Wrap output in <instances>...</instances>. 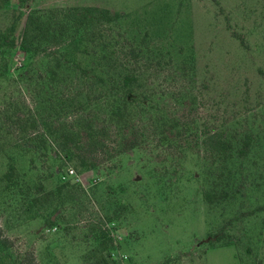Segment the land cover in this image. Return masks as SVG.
<instances>
[{
    "label": "rangeland",
    "instance_id": "1",
    "mask_svg": "<svg viewBox=\"0 0 264 264\" xmlns=\"http://www.w3.org/2000/svg\"><path fill=\"white\" fill-rule=\"evenodd\" d=\"M71 6L117 15L105 29L122 46L123 64L108 73L117 82L119 73L135 69L139 84L127 99L145 106L135 109V129L122 133L108 115L114 88L99 78L94 54L71 55L63 74L70 77L46 120L47 155L8 143L0 150V229L10 242L0 244V264H24L29 251L36 264H257L244 235L261 231L264 215L244 213L264 202V0H0V29L20 11L19 37L29 10ZM130 49L138 55L135 68L124 60ZM37 61L15 48L12 79L0 95H20L36 107L37 92H44ZM162 109L193 125L192 132L169 134L181 148L154 136L151 118ZM90 119L103 146L88 152ZM203 121L253 137L249 156L233 167L240 189L212 206L204 193L213 158L195 131ZM64 129L75 135L65 147ZM9 157L20 174L10 187L1 178Z\"/></svg>",
    "mask_w": 264,
    "mask_h": 264
},
{
    "label": "trees",
    "instance_id": "2",
    "mask_svg": "<svg viewBox=\"0 0 264 264\" xmlns=\"http://www.w3.org/2000/svg\"><path fill=\"white\" fill-rule=\"evenodd\" d=\"M22 15L20 11H14L9 24L0 29V88L5 81L10 82L12 79L9 75L10 55L18 47L28 58L35 61L38 58L37 64L42 69L40 67V70L36 69L39 74L36 78L37 82L39 81V90L42 89L44 92H37L40 98L36 101V107H30L20 95L13 93L0 95V150L5 146L4 144L8 143L25 153L37 152L43 156L47 155L51 123L48 125L46 120L53 114L51 113V110H54L53 96L60 94V84L70 77L63 74L70 72L68 63L75 51L88 52V55L94 54L95 64L100 68L99 78L105 82L103 77H108L111 82L110 88H114L110 91L111 100L107 103L108 115L122 133L133 131L135 109L145 105L140 99L132 97L127 99V91L134 93L139 84V73L129 68L128 72L119 73L117 82L116 78L108 73L109 67L117 68L123 64L121 63L122 46L119 45L114 34L105 29L117 18V15L97 6L31 9L26 15L24 26L18 37L17 29ZM47 49H53V51L48 53ZM124 60L130 62V65L135 68L138 55L135 50L130 49V53H124ZM30 71L32 74L35 72L34 69ZM30 71L28 69L27 72L30 73ZM71 71L75 70L71 69ZM64 85L67 87L66 84ZM116 86L118 92L114 94ZM180 96L182 99L183 94ZM154 113L156 114L151 118V128L157 140L170 142V146L181 148L183 144L180 140H170L169 134L173 136L172 132L175 131L178 136H181L182 133L192 132L193 125L190 127L189 124H184L176 115L163 109ZM95 127L92 119L88 120V152L103 146L102 135L98 134ZM195 131L196 134L199 132L197 141L213 158L211 166L214 171L209 188L204 193V199L211 206L229 200L237 189H240L241 183L240 175L233 170V167L241 158L249 156L253 141L252 134L246 131L237 137L233 130L234 134L228 135L225 130L212 128L207 121L200 123ZM59 139L65 147L69 143H74L75 135L64 129L59 132ZM136 145L137 142L131 141L129 146ZM123 150L120 149L119 152ZM79 158L82 164H86L82 155L79 154ZM94 165V162H88V167ZM19 175L13 158L9 157L2 180L6 186L10 187L17 183ZM244 214L248 217L264 215V202L251 207ZM260 230L250 236L246 233L244 238L246 237L247 253L256 257L257 264H264V225ZM223 234L225 233L218 236V240L226 236ZM250 239H255L257 244L252 245ZM0 244L4 247L10 246L9 239L3 235L1 229ZM23 263L36 264L32 252L24 254Z\"/></svg>",
    "mask_w": 264,
    "mask_h": 264
}]
</instances>
